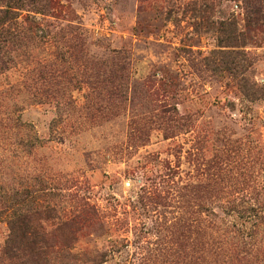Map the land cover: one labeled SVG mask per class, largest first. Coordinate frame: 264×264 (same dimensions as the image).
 <instances>
[{"label":"rangeland","instance_id":"rangeland-1","mask_svg":"<svg viewBox=\"0 0 264 264\" xmlns=\"http://www.w3.org/2000/svg\"><path fill=\"white\" fill-rule=\"evenodd\" d=\"M23 2L76 30L0 70V264H211L143 189L264 201V0Z\"/></svg>","mask_w":264,"mask_h":264},{"label":"trees","instance_id":"trees-1","mask_svg":"<svg viewBox=\"0 0 264 264\" xmlns=\"http://www.w3.org/2000/svg\"><path fill=\"white\" fill-rule=\"evenodd\" d=\"M0 2V70L12 63L13 54L26 48L25 43L32 39L53 51L65 52L68 49L64 43L75 28L70 25L62 28L44 19L38 20L37 16H46V11L34 5L25 7L23 0ZM23 12L26 14L23 15ZM40 63L42 62L37 65ZM216 163L225 164V160L218 158ZM194 189L198 198L194 209L190 208L192 202L185 201V211L181 214L186 233L194 235L192 241H187L188 246L185 248L188 254L185 258L194 259L193 255H198L196 262L210 261L211 264H230L254 259L253 255L264 246V201L243 197L245 193H241L240 197L220 196L223 190L220 191L216 185L209 183L200 182L195 187L184 188L172 178H161L158 183H153L143 191L148 195L147 201L151 203L154 198H162L160 195L165 194V199L167 196L177 198L179 195L183 198L181 191L191 193ZM211 190L215 192L214 197H207L206 194Z\"/></svg>","mask_w":264,"mask_h":264}]
</instances>
